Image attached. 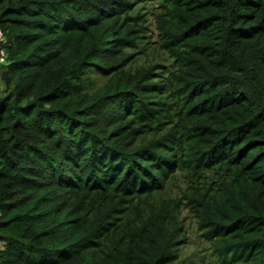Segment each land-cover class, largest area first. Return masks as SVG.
I'll use <instances>...</instances> for the list:
<instances>
[{"label": "trees", "instance_id": "trees-1", "mask_svg": "<svg viewBox=\"0 0 264 264\" xmlns=\"http://www.w3.org/2000/svg\"><path fill=\"white\" fill-rule=\"evenodd\" d=\"M150 1L0 0V264H264V0Z\"/></svg>", "mask_w": 264, "mask_h": 264}, {"label": "rangeland", "instance_id": "rangeland-1", "mask_svg": "<svg viewBox=\"0 0 264 264\" xmlns=\"http://www.w3.org/2000/svg\"><path fill=\"white\" fill-rule=\"evenodd\" d=\"M149 7L157 6V1L152 0L149 2ZM149 21L151 22L148 26L147 35L149 37L143 38V43H141L140 47H146L145 53L144 51H140L138 58L145 63L147 58L149 57H157L165 59V54L157 49L156 46V39H157V29L155 25V21L151 15H149ZM145 41H152V43L145 44ZM169 194L176 196L179 195L181 192V188L184 186V177L183 174L177 173L174 178H171L169 181ZM182 218L184 219V228L187 233V237L185 241L182 242L181 248L184 255H188L192 252H198V255H201L200 258L204 257L199 264H211L210 260L214 257L211 250L209 249L210 244L204 240V238L200 235L201 232L197 227L196 219H194L188 209L183 208L182 211ZM201 251V252H200Z\"/></svg>", "mask_w": 264, "mask_h": 264}, {"label": "built area", "instance_id": "built-area-1", "mask_svg": "<svg viewBox=\"0 0 264 264\" xmlns=\"http://www.w3.org/2000/svg\"><path fill=\"white\" fill-rule=\"evenodd\" d=\"M4 44V32L0 29V65L6 62L7 60V52Z\"/></svg>", "mask_w": 264, "mask_h": 264}]
</instances>
